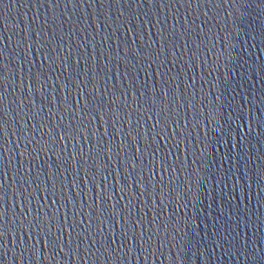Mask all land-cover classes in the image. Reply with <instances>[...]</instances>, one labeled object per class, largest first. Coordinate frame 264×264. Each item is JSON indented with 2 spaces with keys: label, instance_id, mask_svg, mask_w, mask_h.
Masks as SVG:
<instances>
[{
  "label": "snow or ice",
  "instance_id": "1",
  "mask_svg": "<svg viewBox=\"0 0 264 264\" xmlns=\"http://www.w3.org/2000/svg\"><path fill=\"white\" fill-rule=\"evenodd\" d=\"M241 3L246 14H241L243 18L238 17L237 20H239V26L244 34L250 35L249 29H251L258 35L264 36V2L262 0H241ZM248 9L251 11H247ZM253 15L256 18L255 23H253Z\"/></svg>",
  "mask_w": 264,
  "mask_h": 264
}]
</instances>
